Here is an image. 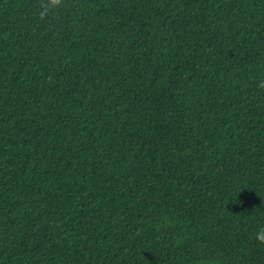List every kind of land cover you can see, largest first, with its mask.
Returning a JSON list of instances; mask_svg holds the SVG:
<instances>
[{
	"label": "trees",
	"instance_id": "16d2710c",
	"mask_svg": "<svg viewBox=\"0 0 264 264\" xmlns=\"http://www.w3.org/2000/svg\"><path fill=\"white\" fill-rule=\"evenodd\" d=\"M264 0H0V264H264Z\"/></svg>",
	"mask_w": 264,
	"mask_h": 264
},
{
	"label": "clouds",
	"instance_id": "9594fccd",
	"mask_svg": "<svg viewBox=\"0 0 264 264\" xmlns=\"http://www.w3.org/2000/svg\"><path fill=\"white\" fill-rule=\"evenodd\" d=\"M264 86V85H262ZM255 239L260 242V243H264V226H260L256 233H255Z\"/></svg>",
	"mask_w": 264,
	"mask_h": 264
}]
</instances>
